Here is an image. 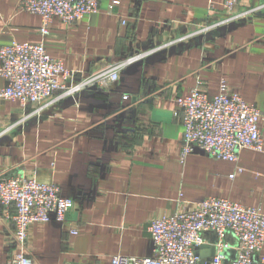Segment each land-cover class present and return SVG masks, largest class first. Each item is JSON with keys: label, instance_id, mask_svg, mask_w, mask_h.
<instances>
[{"label": "crops", "instance_id": "crops-1", "mask_svg": "<svg viewBox=\"0 0 264 264\" xmlns=\"http://www.w3.org/2000/svg\"><path fill=\"white\" fill-rule=\"evenodd\" d=\"M21 1L0 0V50L43 44L66 68L86 73L148 54L109 90L66 98L41 117L34 106L0 98V176L54 182L74 202L65 226L29 228L25 252L34 264L151 256V222L208 198L264 213V152L243 150L238 164L202 153L183 161L177 103L194 88L217 93L224 80L264 114V0H241L232 14L223 0H122L112 16L111 0H101L99 14L55 20L47 36ZM5 84L0 76V91ZM260 128L264 138V119ZM237 167L243 172L232 180ZM14 227L0 208V264L20 251Z\"/></svg>", "mask_w": 264, "mask_h": 264}, {"label": "built area", "instance_id": "built-area-1", "mask_svg": "<svg viewBox=\"0 0 264 264\" xmlns=\"http://www.w3.org/2000/svg\"><path fill=\"white\" fill-rule=\"evenodd\" d=\"M100 2L22 0L19 10L39 15L41 34L47 36L55 20L73 24L99 14ZM240 2L223 0V8L232 14ZM121 4L122 0H111L108 15H115L116 7ZM122 24L126 25V21L122 20ZM147 55L131 56L86 73L66 68L61 60L49 55L43 44L14 42L0 50V76L6 82L0 98L18 103L23 110L34 106L32 115L41 117L48 108L66 98L89 90H109L120 81L126 69ZM177 103L183 116V161L191 154L202 153L238 164L243 150L264 152L260 128L264 114L231 91L224 80L217 93L208 94L194 88L178 97ZM242 172L237 167L230 178L233 180ZM73 207V200L54 182L0 176V208L14 223L15 243L20 249L6 264H34L25 252L29 228L50 222L65 226ZM148 230L153 243L151 256L120 255L113 258L112 264H264V213L229 199L208 198L181 207L174 215L152 221ZM71 234L78 232L71 230ZM202 247L207 255L213 248V256L202 259L197 254Z\"/></svg>", "mask_w": 264, "mask_h": 264}, {"label": "water", "instance_id": "water-1", "mask_svg": "<svg viewBox=\"0 0 264 264\" xmlns=\"http://www.w3.org/2000/svg\"><path fill=\"white\" fill-rule=\"evenodd\" d=\"M204 248H205V247H202L201 249H198L197 254H198L202 259H209L210 256H213V254H214V249L211 248V250H210V254L207 255V254H205V252H204V250H203ZM206 249H208V248H206Z\"/></svg>", "mask_w": 264, "mask_h": 264}, {"label": "rangeland", "instance_id": "rangeland-1", "mask_svg": "<svg viewBox=\"0 0 264 264\" xmlns=\"http://www.w3.org/2000/svg\"><path fill=\"white\" fill-rule=\"evenodd\" d=\"M204 30V29H203ZM4 177H7V176H4ZM16 177V176H15Z\"/></svg>", "mask_w": 264, "mask_h": 264}]
</instances>
